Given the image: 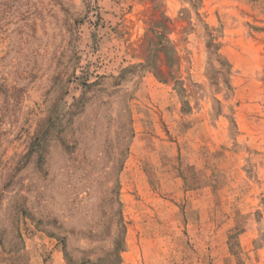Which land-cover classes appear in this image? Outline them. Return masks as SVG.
<instances>
[{
	"label": "rangeland",
	"instance_id": "374dc122",
	"mask_svg": "<svg viewBox=\"0 0 264 264\" xmlns=\"http://www.w3.org/2000/svg\"><path fill=\"white\" fill-rule=\"evenodd\" d=\"M0 264H264V0H0Z\"/></svg>",
	"mask_w": 264,
	"mask_h": 264
}]
</instances>
